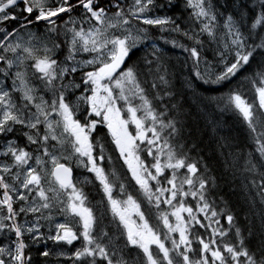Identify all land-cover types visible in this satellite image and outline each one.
Masks as SVG:
<instances>
[{
	"label": "snow or ice",
	"instance_id": "obj_1",
	"mask_svg": "<svg viewBox=\"0 0 264 264\" xmlns=\"http://www.w3.org/2000/svg\"><path fill=\"white\" fill-rule=\"evenodd\" d=\"M173 7V0H0V264H32L26 241L42 240L79 241L73 264H264V233L256 249L246 243L233 211L209 199L216 178L208 165L201 171L202 158L181 143L183 126L163 104L172 96V65L151 36L158 30L164 44L187 53L189 85H232L221 111L238 113L256 145L259 160L245 159L242 185L264 205V0L239 20L214 0H185L187 22L159 14ZM41 23L43 33L31 31ZM107 137L114 148L106 157ZM113 154L134 182L121 180L119 196L120 178L104 166ZM73 161L94 175L105 212L96 214L73 179ZM129 187L157 210L156 226Z\"/></svg>",
	"mask_w": 264,
	"mask_h": 264
},
{
	"label": "trees",
	"instance_id": "obj_2",
	"mask_svg": "<svg viewBox=\"0 0 264 264\" xmlns=\"http://www.w3.org/2000/svg\"><path fill=\"white\" fill-rule=\"evenodd\" d=\"M75 2V0H73ZM102 4L106 3V0H101ZM132 0H128L131 4ZM163 2V0H161ZM174 7L166 8L164 12H160V15H164L165 12L170 16L177 18H183L184 22H187L188 12L185 11V0H173ZM214 3L220 8L225 16L231 13L234 18L240 19V15L243 12H247L249 17L252 14V5L257 4L258 0H214ZM79 9L74 16L79 14ZM256 11H259L257 6ZM64 19H67L65 16ZM249 19V23H250ZM259 30V29H258ZM31 31H39L43 33L45 31L44 24L41 23L38 28L36 26L31 28ZM151 36L156 40L159 46L166 49V59L172 65L171 68V80H172V96H165L163 104L170 109V115L175 116L183 126V139L181 143L187 145L186 151L193 158H202L201 171H203V164L206 163L209 169V175L216 178V187L210 189L209 199H214L219 208L230 209L237 217V223L244 227V236L246 243H248L253 249H256L261 244V235L264 233V224L261 223V214L264 213V205L260 203V198L256 195L255 190L251 194L243 188L242 185V168L245 159L249 156L259 160V154L256 152V145L249 136L248 129L242 118L238 113L229 111L222 112L223 100L222 97H226L229 87L232 85H226L224 87L206 85L200 81H196L195 84L189 85L186 81L189 80V68L183 66V62L187 53L182 52L179 48H173L171 44H164L160 39V33L158 30H153ZM172 37L169 36V39ZM179 42L191 43L185 41L182 37H176ZM207 41V37L204 38ZM207 47V43H206ZM150 51L145 49L144 51L137 52L132 57V61H136L139 57H142L145 52ZM206 56L209 60L212 58V52L208 51ZM246 75V74H245ZM248 98L251 100L254 98L252 91L248 92ZM153 103L157 108L160 107L161 102L154 100ZM172 105H176L175 108ZM215 126V127H214ZM105 128H99L96 135L104 139L106 134ZM18 135V134H17ZM18 135L19 143L21 145L26 143L24 137ZM109 142L108 148H106L105 156L109 154L111 148L110 137H107ZM195 145L193 149L192 146ZM118 154H113L112 163L109 164L107 159L104 162L105 168L111 173L113 169L117 172V187L114 189V194L119 196V183L121 180L126 179L130 183V175L127 174L126 167H123V162L117 159ZM235 165L233 169L231 166ZM233 171L236 172V179L234 180ZM88 186L79 182V186L83 188L85 194L93 197L95 200H102L107 208V201L99 186V183L95 180L92 173L88 172ZM129 191H132L138 200L142 202V211H144L153 226L158 224L157 210L150 207L138 193L132 187H129ZM252 196L256 197L255 203L249 208V204L252 203ZM126 198V197H125ZM247 198L248 203H245ZM189 202L193 205L195 201L191 197L188 198ZM168 210L166 206L161 205V211ZM247 217V218H246ZM222 224L225 228L228 227L227 221L222 220ZM162 228V224L159 225ZM251 227L252 235L249 236L247 228ZM45 235V232L41 229ZM229 241L234 240V231L232 235L227 238ZM43 245L47 246L49 241L42 240ZM30 247L29 254L32 258V264H59V259H54V254L44 257H39V253L48 249L34 248L31 242L28 241ZM52 246V245H51ZM32 248V249H31ZM51 250V247L49 251Z\"/></svg>",
	"mask_w": 264,
	"mask_h": 264
},
{
	"label": "rangeland",
	"instance_id": "obj_3",
	"mask_svg": "<svg viewBox=\"0 0 264 264\" xmlns=\"http://www.w3.org/2000/svg\"><path fill=\"white\" fill-rule=\"evenodd\" d=\"M19 135V134H18ZM23 137V136H21ZM2 159V158H0ZM78 182V181H77ZM88 202L89 204L96 209V214L99 215L101 212H105L106 211V206L105 203L103 202V204H101L102 200H95L93 199L92 196L88 195ZM56 218L59 220H62L63 217L56 215ZM111 214L109 213L106 218H105V223H108L109 221H111ZM41 224L43 225L42 229L45 232H48V224L46 221H41ZM110 230L115 231V225H112ZM51 241V240H50ZM28 242V241H26ZM30 242V241H29ZM44 243L43 241H40L39 245L36 247H40L42 246ZM52 246L51 247V253L54 254V259H61L59 264H73V261L69 258L71 256V253L74 252L77 248L80 247V242H74V244L72 246H69L67 244H63L61 243L60 245H57L55 242L51 241ZM27 252L29 251L28 249L26 250ZM64 252V255H59L60 252ZM127 256V253H126ZM130 258V257H129Z\"/></svg>",
	"mask_w": 264,
	"mask_h": 264
},
{
	"label": "bare ground",
	"instance_id": "obj_4",
	"mask_svg": "<svg viewBox=\"0 0 264 264\" xmlns=\"http://www.w3.org/2000/svg\"><path fill=\"white\" fill-rule=\"evenodd\" d=\"M0 158H2V157H0ZM40 243V242H39ZM39 243L38 244H31L32 245V247H33V249L34 248H39V247H36V246H38L39 245ZM32 249V248H31ZM39 249H41V248H39ZM29 250V249H28ZM29 252H30V250L27 252L28 254H29ZM30 255V254H29ZM42 255L39 253V257H41Z\"/></svg>",
	"mask_w": 264,
	"mask_h": 264
},
{
	"label": "flooded vegetation",
	"instance_id": "obj_5",
	"mask_svg": "<svg viewBox=\"0 0 264 264\" xmlns=\"http://www.w3.org/2000/svg\"><path fill=\"white\" fill-rule=\"evenodd\" d=\"M76 170V169H75Z\"/></svg>",
	"mask_w": 264,
	"mask_h": 264
}]
</instances>
